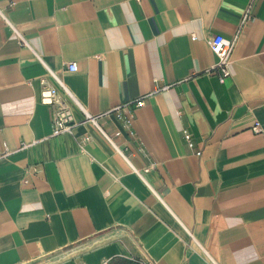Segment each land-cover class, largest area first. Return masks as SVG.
<instances>
[{
    "label": "crops",
    "instance_id": "crops-1",
    "mask_svg": "<svg viewBox=\"0 0 264 264\" xmlns=\"http://www.w3.org/2000/svg\"><path fill=\"white\" fill-rule=\"evenodd\" d=\"M237 33L220 81L205 39ZM59 80L91 114L126 104L137 135L83 122ZM5 148L0 264H264V0H0Z\"/></svg>",
    "mask_w": 264,
    "mask_h": 264
},
{
    "label": "built area",
    "instance_id": "built-area-1",
    "mask_svg": "<svg viewBox=\"0 0 264 264\" xmlns=\"http://www.w3.org/2000/svg\"><path fill=\"white\" fill-rule=\"evenodd\" d=\"M250 19V11L247 9L241 19L240 27L238 33H241L242 28ZM237 35L232 39H226L222 35H213L205 39L209 48L215 53L217 56V62L211 67L206 69V73L208 74H218V78L220 81H224L227 77L230 76L229 66L232 62L231 55L234 48V45L237 41ZM67 69L70 71H74L76 69V63L71 61L67 63ZM59 84L62 86L64 91L71 97L75 103L78 105L80 110L83 113V122L89 121L96 124V119L99 116L108 115L113 113L118 120L121 122L122 129L126 130L131 136H136L137 132L134 129L133 119L134 114L133 110L127 109L126 104H118L113 106L111 109L104 113L100 114H91L87 111V109L78 103L76 99H74L72 93L68 90L62 80H59ZM40 99L43 104L49 105L50 107V120H51V135H60L63 133H71L75 125L78 123L74 116L73 112L68 104H66L57 94V91L53 87L44 86L40 93ZM143 98H139L134 103L135 107H140L143 104ZM182 138L186 145L193 150L196 155H200L201 149L195 147L194 140L187 129H182ZM121 135V130L116 129L114 132V137H119ZM82 141H88L89 138L83 136L81 138ZM26 144H22L20 148L26 147ZM9 151L5 148L2 152H0V158L6 156ZM137 264H154L148 258H141L136 260Z\"/></svg>",
    "mask_w": 264,
    "mask_h": 264
}]
</instances>
